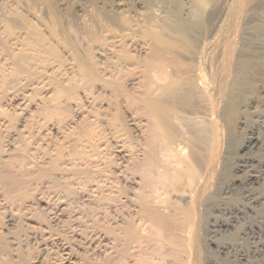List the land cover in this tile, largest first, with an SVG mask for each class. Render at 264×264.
Listing matches in <instances>:
<instances>
[{"label":"bare ground","instance_id":"obj_1","mask_svg":"<svg viewBox=\"0 0 264 264\" xmlns=\"http://www.w3.org/2000/svg\"><path fill=\"white\" fill-rule=\"evenodd\" d=\"M1 3L0 128L13 131L16 142L0 150V198L12 203L28 195L37 180H69L90 173L85 153L87 144L101 139L95 126L98 116L78 109L82 121L75 125L64 119L67 113L61 105L63 100L78 103L76 88L87 96L98 85L121 101L140 130L144 148L135 165L146 190L137 208L146 224L136 221L152 227L150 234L162 238L163 246L191 238L205 191L216 181L220 166L224 170L232 158L233 174L224 194L239 190L259 202L260 195L252 191L264 188V116H257L258 125L237 146L233 129L244 127L249 109L264 111V98L258 102V96L243 110L239 103L264 70V0H134L131 6L127 0L97 1L77 12L79 31L69 27L51 3L46 23L16 4ZM80 39L86 43L84 50L78 47ZM62 50L70 56L76 79H56L50 90L35 98L33 80L41 73L51 77ZM17 95L20 102L10 106L8 101ZM48 126L66 131L65 137L76 138L78 147L64 153L50 140L30 142L31 135ZM59 200H43L49 214L47 230L66 213ZM230 213L234 219L215 222L217 230L233 227L237 213ZM133 221L100 240L115 254L116 263L126 259L128 264H183L174 245L169 252L160 250L162 244L151 248L148 235H140ZM261 227L264 230V223ZM137 239L145 242L144 248L129 251ZM185 246L189 250V244ZM226 250V245L218 247L219 252ZM0 264H27L1 233Z\"/></svg>","mask_w":264,"mask_h":264},{"label":"rangeland","instance_id":"obj_2","mask_svg":"<svg viewBox=\"0 0 264 264\" xmlns=\"http://www.w3.org/2000/svg\"><path fill=\"white\" fill-rule=\"evenodd\" d=\"M97 1L110 2V0H0V3H6L4 5L16 4L29 16L31 13L37 14L39 19L44 20L43 22L50 20L49 5L51 3L57 11L60 10L59 12L62 13L63 20L68 26H74L73 28H77V31H79L80 21L78 18L76 20L75 16L78 17L80 9H90L91 5ZM127 1L130 2L129 6H131V2L133 3L134 0ZM27 4L29 7H27ZM81 41L80 43L78 40V47L84 50L86 43L83 39ZM91 50L96 55L93 47H91ZM60 56L62 57L61 61L58 65L56 64V69L52 74L54 77L52 75L51 77H45L41 73L36 77L37 79L33 80V83L37 86L34 94H37L35 98L43 96L45 91L50 90L56 79H68V77L69 79H76L75 68L72 69L73 67H70L69 64L70 56H67L63 50L60 52ZM263 88L264 70L251 81L247 92L240 98L239 103L242 110L257 96L259 97L258 102L262 101L264 98ZM24 91L25 89H22V92ZM81 91V88H76L74 92L76 94L75 100L78 103L75 104L74 101L63 103V100L61 108L63 111L65 110V114H68V117L66 114L64 119L73 122L75 125L82 121L78 109L82 108L81 111L84 113L89 111L98 116L95 126L101 139L99 144L95 142L96 140L87 144L88 147L93 146V148L86 146L87 152L85 153L89 158L87 165L90 173L87 176H72L69 180L63 178L46 182L37 180L28 189V195H25L24 198L19 197L18 200L15 199L16 201L12 203L0 198V233L4 235L9 243L14 245L18 255L27 264H124L125 262L128 264L126 259L116 263L115 254L109 253L110 251L102 245L103 243L101 244L102 241L100 240H102V236L110 237L111 233L109 232L112 229L125 222L131 223L132 219H134L133 225L135 228L141 222L144 223L139 218L137 203L142 195L141 193H144L146 189L141 183V172L135 165V159L138 157L139 151L144 148L140 130L134 125L131 116L122 107L121 101H118L115 95L103 91L98 85H95L87 96ZM17 96L14 97L15 99H12L13 96L10 98V101L12 99L11 102L8 101L10 106L13 107L20 102L19 96ZM261 104V102L258 103V106H261ZM9 105L8 107L12 108ZM259 115L264 116V111H261L260 108L249 109L246 112L244 127L238 128L237 126L233 129L234 146L240 144L251 129L256 128V124L258 125L257 116ZM46 128L48 129L46 130ZM9 131L0 128L1 151L16 142L13 131ZM259 131L261 132L262 128ZM39 132H41V135ZM39 132H35V136L31 135L30 142L34 145L42 143V140H50V143L60 145L64 153L74 151L78 147L75 142L76 138L73 137V139L72 136L70 138L66 136V138L64 135L66 131L64 133L60 130L57 131L56 127H43ZM233 161L234 158L230 159L226 164L229 167L225 166L224 170L220 166L217 182L214 181L211 188L209 187L205 191L204 198L201 199V205L197 211L202 214L198 213L196 218L198 222L196 223L195 220L194 225L196 226L192 228V235H194H190L191 238L181 240V242L183 241L180 242L181 244L164 243L166 246H163L164 241L162 238L159 239L160 237L150 234L152 227L146 225L144 228L143 225L146 224L144 223L139 226L141 230L139 227L137 228L143 237L148 235V241L150 244L152 243L151 248L159 244H162L161 247L158 246L162 252H169L172 248L173 250L177 248L182 254L183 260L185 258L184 261L181 259L183 264H264V230L261 227V224L264 223V188L257 187L252 191L254 194L260 195L259 202H253L249 199L250 197L247 198L239 190L224 194L225 184L233 174V169H231ZM157 192V195L161 198L162 196L159 194L161 190ZM206 195L209 197H206ZM171 196L174 198V195ZM54 198L56 200L60 199L59 201L65 208L64 212L66 211L67 214L61 216L63 222L60 221L59 226H55L58 228L53 227L50 232L45 228L49 223V214L46 210L44 211L43 207L50 200V202L55 200ZM158 200L159 198L155 199V202L157 203ZM27 205L32 206L27 207ZM231 211L237 213L233 227L217 230L214 225L215 222V224H224L229 222L230 219H234L232 217L234 214H231ZM136 220L140 221L139 225ZM137 240L130 244L129 251H136L145 243ZM184 241L187 245L189 244V250L187 246L184 247ZM222 244L227 246V250L219 252L218 247ZM171 245L175 247L171 248ZM176 245H179L180 249L184 247L185 251L182 253L184 248L180 250ZM180 245L182 246L180 247ZM140 248L142 249L144 246ZM169 258L167 260H172V258Z\"/></svg>","mask_w":264,"mask_h":264}]
</instances>
